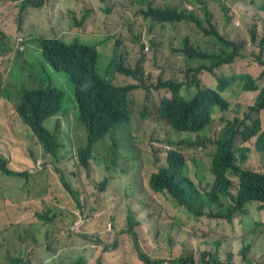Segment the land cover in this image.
<instances>
[{
    "label": "trees",
    "instance_id": "16d2710c",
    "mask_svg": "<svg viewBox=\"0 0 264 264\" xmlns=\"http://www.w3.org/2000/svg\"><path fill=\"white\" fill-rule=\"evenodd\" d=\"M7 1L18 7V13L11 32L0 29V170L3 175L25 179L29 198L19 201L0 195V264H44V255L65 247L70 235H87L82 224L92 219L99 239L125 243L126 259L135 260L144 247L129 248L143 236L137 210L149 198L160 196L189 204L173 238L184 240L162 243L172 253L204 250L220 260V245L236 236V223H245L248 214L253 215L251 235L264 244V220L256 213L264 208V130L253 108H244L240 102L230 108L228 99L237 87L241 91L264 87V0L255 16L242 17L230 7L226 20L197 17L196 9L205 3L202 0H179L166 8L141 7L140 13L159 19L165 27L159 31L151 27L144 36L135 34L133 23L126 21L121 30H115L120 41L145 40L182 52L186 57L179 69L184 79L170 75L172 64L148 72L119 68L118 73L131 74L136 80L129 84V98L94 95V79L85 82L80 73L90 66L83 41L112 29L109 19L86 10L64 34L50 24L54 15L49 10L30 31L24 18L31 0H0V7ZM45 1L38 0L37 5ZM100 2L117 9L124 4L122 0ZM248 3L257 8L258 0ZM130 8L127 5L120 11ZM189 58L199 63L187 64ZM195 83L203 91L190 94L189 87ZM168 89L171 96L166 97ZM74 101L79 105L86 141L63 153L60 124L55 130L51 127L63 112V104ZM228 111L235 115L229 117ZM239 121L257 134L238 127ZM124 124L134 128L128 154L143 158L151 151L160 156L142 161L146 187L140 194L122 198L114 212L97 214L93 203L102 196L86 185L94 182L104 188L113 172L98 182L95 158H103L113 170L128 158L110 149L94 153V145L106 133L124 130ZM196 142L204 149L213 146L205 152L211 161L207 168L197 166L189 174L188 161L183 158L196 164L194 154L187 157L166 144L187 150ZM43 169L53 173V180L33 176ZM237 243L235 250H228V257L247 256L252 259L250 264H264V252L256 255L252 242L240 238ZM73 258L76 264L89 263L83 256Z\"/></svg>",
    "mask_w": 264,
    "mask_h": 264
},
{
    "label": "clouds",
    "instance_id": "9594fccd",
    "mask_svg": "<svg viewBox=\"0 0 264 264\" xmlns=\"http://www.w3.org/2000/svg\"><path fill=\"white\" fill-rule=\"evenodd\" d=\"M38 0H31L29 3V6L27 7V13L24 18V25L30 30L33 31L37 28L39 20L45 19L47 12L49 10H53L54 19L50 22L52 26H57V30H59L61 33H67L69 32L72 20L74 18H78L80 20V16L86 11V10H93L96 11L98 14H100L103 18H107L111 21V24L113 26L112 29L107 31L106 33L101 34H93L88 36L85 41H83V47L84 51L90 61V66H87L83 71H80L81 76L83 80L86 82L88 79H94V83L92 84V89L94 91V95L100 97V96H126L130 97L128 92L129 84L136 83V80L133 79L131 74H126L123 76L122 74L118 73V69H124L126 71H133V72H148L152 68H161L164 66L162 61H159L157 58V52L160 47V45H156L153 43H150L145 40H140L133 43H122L118 37V34L116 33L117 27L121 28L123 27V24H125L126 21H131L133 23V31L135 34L142 33L144 36H147L149 29L153 27L156 31H159L163 29L165 26L164 24L157 18H154L150 15H144L139 12V9L141 7L148 9L149 5H153L154 7H160V8H166L170 7L172 5H175L179 2V0H171L170 3L161 6L157 4L158 0H122L124 4H120V9H117L115 7H109L100 2V0H74L73 6L68 8V10L62 15L61 18H58L57 16V4L58 2H70V0H47L45 3L41 6L37 5ZM205 1V3H200V7L196 9L195 13L197 17L201 18L204 16L208 17H216L220 18L222 20H226L230 16L229 8L231 7L232 10L237 14H239L240 8H242L246 15L248 16V13L252 10V5L248 3V0H202ZM35 2V3H33ZM212 2L216 3V7H213L211 5ZM240 2H243V5L241 6ZM12 3L11 1H7V3L0 7L7 9L8 13V22H12L16 19L17 13H18V7L16 5H9ZM136 4H139L140 6L137 8L135 15H130L128 13L132 12L133 8ZM127 5H130V10L127 11H120L124 10ZM36 8H43L44 6H47L46 12L44 14H41V16H38L35 14L33 17H29L32 13V10H30L31 7ZM190 9L194 8L193 4L188 5ZM207 8L204 10V8ZM257 9V8H256ZM29 18L28 21L26 19ZM3 21V17L0 16V23ZM51 25L47 24L46 27L48 29H51ZM136 27H141L144 30L136 31ZM0 29H4L1 28ZM168 49V48H167ZM152 55V56H151ZM157 64V65H154ZM124 78L126 80H124ZM177 79V78H174ZM184 79V75L182 79H177L179 81ZM203 86L201 84L195 83L190 85L189 87V93L190 94H198L201 91H203ZM260 88L255 96V98L264 99V87L263 85L258 86L256 89H250L245 91H254ZM108 89L110 92L108 93ZM165 96H171V90L168 89ZM254 101L250 105L251 108L254 109L255 113L259 115V125L264 130V115L262 112L255 107L254 105H257V102ZM125 99V98H124ZM240 104L245 108L248 107L247 105L240 102ZM262 109H264V104L262 105ZM78 119L79 124L77 128L74 130V133L78 128H83V122L81 121L79 117V105H78ZM131 125V124H130ZM129 124H124V130L123 128H118L116 131L110 133H106L101 139H99L95 145H94V153H97L99 151H106L107 149H110L111 152L120 153V155L123 157L124 153H127L124 151L123 148L128 146V142H131L134 135V128ZM238 127L245 130L250 135H256L257 133L252 130L251 128L244 125L242 122H238ZM171 128V126H170ZM175 134L177 132H174ZM174 134V135H175ZM106 139L108 144L106 147L102 150H99L96 148V146L99 144V142L103 139ZM166 147L169 149H174L178 153H184L185 156H189L194 154L196 158V164L193 163L190 159L183 158L188 161V165L186 167V170L189 174H194L196 167L198 166L199 169H204L209 166V163L211 161L210 156L205 153L209 149L213 148L212 145H210L208 148L204 149L203 144L201 142H196L193 145H191L187 150L185 149H179L178 146H171L170 144H166ZM207 157V162L204 164H201L199 161L200 157ZM182 157V156H178ZM130 161V159H126L124 162V165ZM123 165V166H124ZM122 166V167H123ZM121 167V168H122ZM116 172V171H112ZM110 172L109 174H111ZM99 171L97 173L96 179L98 182L103 181L99 180L98 178ZM0 175L3 177L8 178H16L24 181V187L27 191V198L26 199H19L16 200L19 201H26L29 198V192L28 187L26 184V180L23 178L15 177V176H6L3 175L0 170ZM108 175V174H106ZM262 177L264 178V172H262ZM110 181V180H109ZM107 182V184L109 183ZM247 182H251V178H247ZM107 184L104 188H101L99 185L97 186L94 182L87 184L86 188L89 190H95L99 191L102 199L100 201L94 202L93 206L97 209V214H100L102 212H114L120 208V200L122 198H125L129 195H138L140 194L146 187V184H144L143 189L136 193V194H127L119 199L118 206L115 210L108 211L102 208L101 203L103 202L104 195L103 191L107 187ZM2 195V193H0ZM162 203H166L169 208V215L168 220L166 223V227L164 230H159L156 227V222L154 217L150 214L148 210L149 205H160ZM188 208L189 204L183 200L176 197H165L160 196L159 198H149L147 201L143 203V206L137 210L139 212V215L137 217V223L140 229L143 232V236L138 240L139 243H135V245L131 244L129 245V248H135L138 249L137 246H144L142 250L139 251V257L135 260L128 261L126 259V244L120 241H112L109 239H99L97 237L96 233V221L92 219L88 223L78 222L77 226H79L81 223L83 230L87 233V235H80L78 233H74L70 235L67 239L66 246L57 250V251H51L50 253H57L62 250H64L67 245L70 238L73 236H80V237H86L89 238L91 241H94L97 245L96 253L95 255L90 258L85 255L81 254H65L64 256L67 259H70L73 264H76V261L74 260L73 256L77 257H85L89 263L88 264H250L251 258L247 256H238L234 255L232 257H228V250H235L236 246L227 248L225 250V256L221 254L222 246L226 242L224 241L220 245V260H216L212 255H210L208 252L204 250H196L194 252H185L184 254H175L171 251L167 250L162 246V243L164 240L179 244L184 240V237L179 239H173L174 235L176 233V230L178 228V225L180 221L184 220V218L188 214ZM151 220V224L150 221ZM93 226V229H90L89 227ZM151 226V227H150ZM108 228H111V224H108ZM153 233L156 236L155 241H149L145 245H142V242L146 240L147 235ZM261 243V242H260ZM262 244V243H261ZM264 245V244H263ZM252 250L256 255H259L261 252H264V247L259 248L257 251L253 248Z\"/></svg>",
    "mask_w": 264,
    "mask_h": 264
},
{
    "label": "rangeland",
    "instance_id": "374dc122",
    "mask_svg": "<svg viewBox=\"0 0 264 264\" xmlns=\"http://www.w3.org/2000/svg\"><path fill=\"white\" fill-rule=\"evenodd\" d=\"M171 0H158L157 4L164 6L168 3H170ZM263 0H258L257 9L256 7L252 6V10L249 13L250 16H255L257 13V10H261L263 7ZM74 0H70V2H58L57 4V16L58 18H61L62 15L73 6ZM241 6L243 5V2H240ZM211 5L213 7H216V3L212 2ZM139 4H136L133 8L132 12L128 13L130 15H135L137 8L139 7ZM47 6H44L43 8L39 9L36 7H31L30 10H32V13L30 14V18L33 17L35 14L38 16H41V14H44L46 12ZM7 9L2 8L0 9V16L3 17V21L0 23L1 28L7 29L9 32L12 30V26L16 22L13 20L12 22H8V16H7ZM239 14L244 17L246 15L245 11L240 8ZM29 18L26 19L28 21ZM144 30L141 27H136V31ZM186 55H184L182 52H172L169 49H167L166 45H161L157 52V58L159 61H162L164 64L163 68H169L171 65V72L170 75L177 79L183 78V71H180V66L184 63ZM199 63L198 60L194 59H188L187 64H197ZM152 71H159V70H152ZM260 88L254 91H241L239 90V87L236 88V92L231 95L228 99L230 101V108L234 107V105L237 102H241L247 106H250L254 98ZM255 101L257 102V105H254L257 107L262 114L264 115V109H262V105L264 104V99L255 98ZM60 111H63L60 113V115L57 118V121L52 123V130H55L57 128L58 123L60 124V129L63 131V133L60 135L61 140L64 142L65 147L63 148V153H67V150L76 147L77 145H84L86 141V130L85 128H78L76 132L74 133V130L77 128L79 124L78 119V104L76 101H74L71 104H63L62 109ZM235 115L234 112L228 111V116L233 117ZM163 137H167V132L163 133ZM108 144L107 140L104 138L99 142V144L96 146L97 149L102 150L106 147ZM134 153L128 154L124 153L123 157L130 159L122 168H120L118 171L112 173V178L110 179L109 183L107 184V187L103 191L104 199L101 203L102 208L108 211L115 210L118 206L119 199L127 194H136L140 192L144 187V181H143V162H149L154 159L155 156H160L158 154H155L151 151L148 153H145L143 158H137ZM199 161L201 164H204L207 162V157L203 156L199 158ZM106 174H109L105 170V166L103 164H99V174L98 178L99 180H102ZM82 175L85 177L86 172L82 171ZM33 176L35 178L40 177H47L53 180V173L50 172L47 169L38 170L36 171ZM0 193L4 195H11L13 197L19 198V199H26L27 198V191L24 187V181L16 178H8L3 177L0 175ZM148 210L150 214L154 217L156 222V227L159 230H164L166 227V223L168 220L169 215V208L166 203H162L160 205H149ZM256 213L260 214L264 220V208L261 210L256 211ZM246 222L241 223L237 222L235 226V234L236 236L232 239L225 242L222 246L221 254L225 256V250L227 248L233 247L235 245H238V240L240 238H243L247 243L252 242L253 248L257 251L259 248L264 247L263 244L260 243L259 240L255 239L251 235V231L249 228V224L253 220V215L248 214L245 216ZM90 229H93V226L89 227ZM227 228H232L228 224ZM156 236L151 233L147 235L146 240L142 242V245H145L149 241H155ZM239 246V245H238ZM97 245L94 241H91L89 238L86 237H80V236H73L69 239L67 247L57 253H49L44 255V264H73V262L70 259H67L64 255L65 254H81L88 256L92 258L96 253ZM5 251V250H4Z\"/></svg>",
    "mask_w": 264,
    "mask_h": 264
},
{
    "label": "flooded vegetation",
    "instance_id": "af4514ba",
    "mask_svg": "<svg viewBox=\"0 0 264 264\" xmlns=\"http://www.w3.org/2000/svg\"><path fill=\"white\" fill-rule=\"evenodd\" d=\"M124 149V151H128V146H126L125 148H123ZM112 154H114V155H120V153H115V152H112ZM95 162H96V167H97V170L99 171V164H103L104 166H105V170L108 172V173H110V172H112V171H118L123 165H124V163H122V164H120L119 166H115L114 168V170L113 169H109L108 168V164L105 162V160L103 159V158H99V157H96L95 158Z\"/></svg>",
    "mask_w": 264,
    "mask_h": 264
},
{
    "label": "built area",
    "instance_id": "2783aa9c",
    "mask_svg": "<svg viewBox=\"0 0 264 264\" xmlns=\"http://www.w3.org/2000/svg\"><path fill=\"white\" fill-rule=\"evenodd\" d=\"M150 222V224H151V220L149 221ZM151 227V226H150Z\"/></svg>",
    "mask_w": 264,
    "mask_h": 264
}]
</instances>
